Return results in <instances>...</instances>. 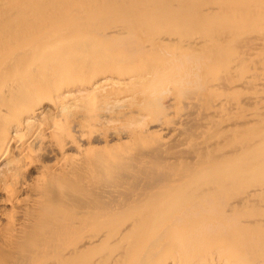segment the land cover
Segmentation results:
<instances>
[{
  "label": "bare ground",
  "instance_id": "obj_1",
  "mask_svg": "<svg viewBox=\"0 0 264 264\" xmlns=\"http://www.w3.org/2000/svg\"><path fill=\"white\" fill-rule=\"evenodd\" d=\"M110 43L118 47L110 50L116 55L103 58V50L98 58L103 47L96 45L108 50ZM159 47L163 55L155 54ZM143 51L146 60L138 58ZM132 84L147 86L130 88L139 92L131 101L139 100L146 115L138 119L137 109V117L132 113L124 119L125 128L112 119L123 120L133 111L127 104L130 112L117 106L132 95H120ZM184 98L191 102L186 105ZM171 109L194 118L182 115L187 121L179 126L175 119L182 112L174 117L177 122L170 117L177 127L188 128L185 136L181 129L174 132L184 142L164 127ZM110 121L118 124L112 134L107 128L113 136L96 139V129L82 138L96 124L103 131V123ZM142 127L149 138L160 135L164 143L156 139L159 146L151 137L158 145L153 151L147 145L130 147L134 130L148 141ZM97 145L101 152L96 153ZM38 153L42 162L29 169ZM2 155L0 222L5 224L0 223V237L5 242L0 264H89V259L79 260L81 255L93 257L110 234L105 229L95 235L93 225L86 224L91 230L83 243H70L86 219L74 220L69 211L76 203L68 200L78 201L89 187L105 191L103 209L105 204L115 207L124 202L125 193L118 199L117 189L126 183L132 200L149 204L147 189L152 187L162 197L151 199L156 208L145 216L146 205L136 202L130 209V204L131 230L136 231L125 247L115 246L116 264L132 261H118L129 250L140 255L135 264H264V0H0ZM138 183L144 185L136 190ZM18 205L27 207L34 228L12 239ZM95 207L87 210L88 223L96 221ZM187 216L197 220L185 224ZM67 235L74 236L68 241ZM11 248L18 259L8 262ZM67 248L72 253L60 261Z\"/></svg>",
  "mask_w": 264,
  "mask_h": 264
},
{
  "label": "rangeland",
  "instance_id": "obj_2",
  "mask_svg": "<svg viewBox=\"0 0 264 264\" xmlns=\"http://www.w3.org/2000/svg\"><path fill=\"white\" fill-rule=\"evenodd\" d=\"M227 29V28H226ZM215 29H213L212 31H214ZM229 30V29H228ZM227 30V31H228ZM226 31V32H227ZM213 32H211L210 34H212ZM101 43V42H100ZM102 43H104V45H105V43H109V42H106V41H103ZM112 43H114V42H112ZM155 43V42H154ZM111 44V43H110ZM157 44V43H156ZM102 45V44H101ZM100 44H98V45H96V47H97V49L98 48H101V47H103L104 48V46L102 45L101 46ZM112 45V46H111ZM111 45H109V47H110V49H101L99 52H98V58H101L100 56H102L103 57V55H102V53H103V50H104V57L103 58H105V57H114L116 54H114V52L113 53H111V54H113V56L110 54V50H112V51H115V50H117V44H114V46L116 45V47L117 48H115L114 49V47H113V44H111ZM105 46H108V45H105ZM109 47H107V48H109ZM111 47H113L112 49H111ZM114 49V50H113ZM99 50V49H98ZM109 51V52H108ZM146 51V50H145ZM102 52V53H101ZM154 52H155V54L157 53V54H159V55H163V52H162V50L160 49V47L159 48H156V50H154ZM106 53V54H105ZM116 53V52H115ZM142 53H143V55H142ZM142 53H140V57H138L140 60H144L145 58L147 59V51H146V53H144V51L142 52ZM153 53V52H152ZM109 56H108V55ZM154 54V53H153ZM100 55V56H99ZM142 56H143V58H142ZM145 59V60H146ZM117 60H115V62H116ZM135 62V61H134ZM133 63H130L129 65H132ZM112 71V70H111ZM113 72V71H112ZM114 73V72H113ZM110 74H112V73H110ZM115 74H117V73H115ZM115 74H113V75H115ZM124 74V73H123ZM123 74H117V77L118 76H120V77H125V76H127V75H123ZM108 76H111V75H109V74H107ZM115 78H117L116 77V75L114 76ZM76 84H77V82H76ZM76 84L75 85H73V87H71V88H74L75 86H76ZM132 86H134V84H132V85H130V87H129V85H128V88L130 89H132L133 87ZM138 86H139V88H138ZM138 86H137V84L134 86V87H137V89H138V91H143V90H145V88H147V86H145L144 84H143V86L142 85H140V84H138ZM141 86H142V88H141ZM145 86V87H144ZM218 86V85H217ZM218 87H221V85L220 86H218ZM217 87V88H218ZM126 89V88H125ZM129 89H127L126 90V92H125V90L120 94V95H123V96H125V97H127V96H129L128 94L129 93H127L128 91H131L130 92V95L131 96H129L127 99H124V101L122 100V99H120V100H122L121 102H123V103H118L117 104V106H120V105H125V106H123V108L124 107H126V104H127V106L128 107H126L127 109H129V110H133V111H128L126 108H124L123 110H127L128 112H130V113H126L127 114V116L125 117V118H123V120H120V119H118L117 120V118H115V119H112V121H114V122H116V123H118V121H119V123L118 124H120V123H122V124H120L122 127L123 126H125L126 125V121H124V119L125 120H127V119H129V118H131V117H133L134 115L133 114H135V116L137 115V114H140V115H138V119H139V117L142 115H146V114H144V113H142L143 112V110H142V108L141 107H139V105L138 104H136V102L138 103L139 102V100H135L136 102L134 103L133 101H134V99L136 98L134 95H136V96H138V91L137 92H133V90H129ZM143 89V90H142ZM126 93V94H125ZM133 97V98H132ZM164 99H166V98H164ZM168 99V98H167ZM165 100V101H168V100ZM127 100V101H126ZM131 100H133V101H130ZM171 100V99H170ZM190 100V98L188 99V98H184V101L186 102V105H188L191 101H189ZM189 101V102H188ZM136 104V105H130V104ZM175 105H176V103H175ZM45 106H48V105H45ZM173 106V105H172ZM130 107V108H129ZM133 107H138V108H136V109H134ZM212 107V106H211ZM48 109H49V106L47 107ZM51 108V107H50ZM140 108H141V110H140ZM189 109H190V106L188 107ZM187 108V109H188ZM213 108L214 107H212V108H208V110L210 111L211 109L213 110ZM122 110V106L121 107H118L117 108V110ZM137 109H139L140 110V113H139V110H137ZM186 109V110H187ZM187 110L188 112L190 111V110ZM102 111H106L107 112V109L105 110V109H103ZM126 111V112H127ZM172 111H173V113H172ZM174 109H171L170 110V112H171V114L169 113V116H168V119L167 118H165L164 117V120L166 121H168V122H170V124H164V127H167V128H170V129H172V138L174 139H176L177 138V140H179V139H181V138H183V139H181L183 142H184V138L185 137H181V136H183L184 134H185V132L186 131H188V128L187 127H191V125H185V127L187 128V130H185L184 129V127H177L176 126V123H173L172 121H171V119H170V117H172L173 118V121L174 122H177L178 124H179V126L182 124L181 122L182 121H187L186 119H184L183 117H185V118H187L186 117V115L188 114V113H186V115L184 114V111L185 110H183V111H180V112H175L176 114H174ZM186 111V112H187ZM193 111V114L192 113H190V112H192ZM134 112H136V113H134ZM183 114H182V113ZM189 112V114H190V116L192 117H195V112H194V110H192L191 109V111ZM213 112V111H212ZM133 113V114H132ZM179 113H181L180 115L181 116H178L179 115ZM211 112H209V114H210ZM214 113V112H213ZM172 114H174V116L172 115ZM192 114V115H191ZM212 114V113H211ZM130 115V116H129ZM182 115H183V117H182ZM142 116L140 117L141 119H142ZM176 116H178L179 117V119L181 120V121H179V119L178 118H176L175 120H177V121H175L174 120V117H176ZM187 116H189V115H187ZM137 117V116H136ZM136 117H134V118H136ZM183 119H182V118ZM190 117V119L192 120V118ZM143 119H145V117L143 116ZM187 119H189V118H187ZM189 119V120H190ZM170 120V121H169ZM188 120V121H189ZM112 121H110L111 123L108 125L107 123L108 122H106V123H103L104 124V126L102 127L103 129V131H100V130H98V124H96L94 127V129L92 130V129H88V130H86L85 131V135L84 136H82V138H87L88 136H91L93 133H94V130H96L95 131V133L97 132V135L96 134H94V135H96V139H97V137H100V138H104V137H106V135L107 136H110L112 133L111 132H113V130L115 129V130H117L116 128H117V126H118V124H113L112 125ZM121 121H123L124 122V125H123V122H121ZM155 121H157V120H155ZM166 121V122H167ZM192 121H194V118H193V120ZM153 123H150V125L151 124H155L156 122H154V121H152ZM171 122H172V124H174V126H176V128H178V129H174L173 130V125H172V128L170 127L171 126ZM157 123H159V122H157ZM161 123V122H160ZM181 123V124H180ZM192 122H189V124H191ZM197 123V122H196ZM102 124V125H103ZM106 124H107V126H106ZM184 124V123H183ZM194 124V123H193ZM193 124H192V126H193ZM110 125H112L111 127H112V129H111V127H108V126H110ZM115 125H117V126H115ZM119 125V126H120ZM170 125V126H169ZM131 126H133V125H131ZM137 126H139V125H137ZM163 126V125H162ZM194 126H196V125H194ZM193 126V128H195ZM106 127V128H105ZM122 127H119L118 128V130H121L122 129ZM135 127V128H134ZM105 128V129H104ZM107 128H110V133L111 134H109V129H107ZM125 128H126V126H125ZM133 128L136 130L137 128H136V126H133L132 127V130H133ZM145 127H142V129H143V132H144V135H145V137L146 136H148V135H146L145 134V129H144ZM180 129H181V131H180ZM182 129H184V130H182ZM190 129V128H189ZM90 130V131H89ZM92 130V131H91ZM104 130H106V131H104ZM123 130H126V129H122L121 131L123 132ZM134 130V131H135ZM175 130H176V132L177 131H180L181 133H183V135L180 133V132H178V135H175L176 133H174L175 132ZM190 130H192V127H191V129ZM194 130V129H193ZM192 130V131H193ZM121 131H120V133H121ZM134 131H133V135H131L132 137H131V141L129 140V141H127V142H129L128 144L129 145H131L130 147H137V149H138V147L139 146H141L140 147V149L141 150H143V149H146V145L147 146H150V147H152L151 149H152V151H153V149H155V147L156 146H158L159 144V146H161V143H164V141H165V139H164V141L162 140L161 141V138H160V135H150L152 138H155L154 140H156V139H158L159 140V138H160V142H158L157 140L156 141H154V140H150V138H149V136H148V141H146L147 140V138L145 139V140H143V137L142 138H139V136L140 135H138V131L139 130H137V131H135L137 134L136 135H134L135 133H134ZM142 131V130H141ZM191 131V132H192ZM86 132H88V133H86ZM93 132V133H92ZM98 132L99 133H101V135H99L98 134ZM108 132V133H107ZM189 132V131H188ZM114 133H115V131H114ZM129 133V132H128ZM173 133H174V135H173ZM87 134V135H86ZM109 134V135H108ZM132 134V133H131ZM189 134V133H188ZM187 134V135H188ZM114 135H116V133L114 134ZM186 135V136H187ZM111 136H113V135H111ZM185 136V135H184ZM138 137V138H137ZM99 139V138H98ZM136 139V140H135ZM145 142V143H143V141ZM150 141H151V144H149L148 145V143H150ZM152 141H154V142H157L156 144H158V145H155V143L154 142H152ZM155 145H153V144ZM165 143H167V141L165 142ZM163 145V144H162ZM98 148V145L96 146V149ZM148 149H150L149 147H148ZM151 149H150V151H148L147 153H151L152 151H151ZM100 150L99 149H97L96 150V153H98ZM146 151V150H145ZM101 152V151H100ZM3 156V155H2ZM36 156V155H35ZM35 156L32 158L34 161H32V159H31V161H29L30 162V164L28 165V167H29V169H31L33 166H32V163H34V164H36V163H39V162H42L41 160H43V159H41L42 157L39 155V153L37 154V156H36V158H38V159H36L35 158ZM41 160H40V159ZM37 160V161H36ZM39 160V161H38ZM44 162H46V161H44ZM48 163L50 162V161H47ZM6 163V157L5 156H3L1 159H0V172L1 171H3L4 170V164ZM3 164V165H2ZM33 164V165H34ZM28 169V168H27ZM33 176V175H32ZM33 178V179H32ZM31 178V182H32V184L34 183V177H32ZM85 181V180H84ZM80 184H81V182H80ZM133 184H135V183H132V185ZM140 184L141 185H144V184H142V183H138V185L135 187L136 188V190L137 189H139L140 188ZM145 184H147V183H145ZM126 185H127V187H129L130 185H128V183H126V184H124V186H122L123 187V190L125 189V187H126ZM155 186V185H154ZM122 187H121V189H122ZM126 187V188H127ZM143 187H145V186H142V188ZM165 187V186H164ZM167 187V186H166ZM31 188V187H30ZM29 188V189H30ZM141 188V189H142ZM121 189H117V195H118V199H120L121 198V196H123L122 194H124V196L121 198L122 200H124V202L122 203H119V205L117 204L115 207H108L107 208V205L108 204H105V209H103L104 208V204L103 203H105L103 200H104V195H105V191H103V190H101V189H90L89 187L88 188H86L84 191L86 192H83L82 194H80L79 195V197H78V201H75V200H73V199H69L68 201L70 202V201H74L76 204L74 205L75 207L72 209V210H70L69 211V213H70V215L71 216H73L74 217V220L75 221H78L79 222V220H78V218H83L85 221H86V223H84V228H82V229H79V231H77V234H78V237L76 238H74V237H72V236H74V235H67V237H68V241L71 239V237H72V239L70 240L71 242L70 243H72V241L74 240V241H77V242H81L82 241V243H83V240H84V238H86L87 237V228L89 229V230H91V227H89V226H86V224H88V225H90V226H92V229L94 230V233H95V235L96 234H99V232H101L100 230H108L107 231V233L108 234H110L109 236H108V234L106 235V236H108V238L109 239H107V237H105V239L104 240H106L107 241V243L110 241V244L108 243H106L108 246H106V244H100V246L99 247H97L96 246V254H94V255H92L93 257H87L88 255H86V253H84L83 255H81V257H80V259L79 260H81V262L82 261H84L85 259H89L88 261H86L87 263H89V264H116V262H117V260H116V258H118V255H117V251L114 249V248H116L115 246L116 245H121L122 247H125L127 244H128V242H127V240H129L130 241V239H132L131 237L133 236V234H134V232L136 231H134V230H131V225H133L134 224V221L132 220V216L130 215V213H129V206H130V204H131V206H130V209L133 207V205H135V203L137 204V205H139V203H140V205H146L147 207L149 206V204H150V207H148V209H147V207L145 206V208H146V212H143L142 214L145 216V214L146 215H148V213L149 212H151V211H153L154 210V208H156V207H151L152 205H151V203H152V200L151 199H154V197H156V199L158 198V196L161 198L162 196L160 195L161 194V191L160 190H157L155 187H152V188H150V191H149V189H147L148 191H147V193L149 192L150 193V195L149 196H151L149 199V204L148 203H146L145 201H144V199H142V201L140 202L139 200L137 201V200H132L133 198H135L134 196L135 195H132V194H134L133 193V191H131L129 188H127V189H125L124 191L122 190L121 191ZM134 189V188H133ZM154 189H156L157 190V192H155V190ZM94 191V194H93V191ZM96 190H98V191H96ZM120 190V191H119ZM154 190V191H153ZM127 191L129 192L128 194H126L127 193ZM134 191H135V189H134ZM160 191V192H159ZM119 192H121V193H119ZM145 192V191H144ZM155 192V193H154ZM92 193V194H91ZM97 193V194H96ZM119 193V194H118ZM140 193H142V195H145L143 192H140ZM33 191L30 189L29 191H27V193H26V196L28 197V198H31V197H33ZM35 195H36V193H34ZM91 194V195H90ZM102 194V195H101ZM121 194V195H120ZM153 194V195H152ZM93 195V196H92ZM97 195H99L98 197H97ZM126 195V196H125ZM130 195V197H127V196H129ZM84 196V197H83ZM86 196H87V199H86ZM102 196V197H101ZM148 196V197H149ZM94 197V198H93ZM101 197V198H100ZM143 197V196H142ZM146 196H144V198H145ZM80 198H81V200H80ZM83 198L85 199V200H87L88 201V199L89 200H91V202L90 201H82L83 200ZM96 198V199H95ZM99 198V199H98ZM127 199V201H126V199ZM131 199V201H129L130 199ZM93 199V200H92ZM103 199V200H102ZM156 199H154V200H156ZM94 201V202H93ZM101 201H102V203H101ZM133 201V202H132ZM151 202V203H150ZM80 203V204H79ZM84 203V204H83ZM88 203V204H87ZM94 203V204H93ZM156 203L157 202H155L154 204L156 205ZM82 204H83V207H82ZM86 204H87V206H86ZM90 204H92V205H90ZM96 204V221H95V223H88L89 221H88V217H89V211H87L88 209H89V207L90 206H94ZM99 204V205H98ZM102 204V205H101ZM133 204V205H132ZM185 204H187L188 205V203H185ZM184 203L181 205V207L183 206L184 207V205H185ZM90 205V206H89ZM119 206V207H118ZM79 207V208H78ZM116 207H118V209L116 208ZM27 207H25L24 205H18V207L15 209V211H14V216H15V218H14V221H13V223H14V227H10V228H12V235L14 236V237H12V239L14 238V239H17V237L19 238L21 235H23V233H26V232H28V231H30L32 228H34V223H32L31 222V220L29 219V217L27 216V214H26V211H27V209H26ZM94 208V209H95ZM98 208H99V210H98ZM125 208H126V210H125ZM70 209V208H69ZM75 209L77 210V212L80 210V212H76L75 211ZM108 209V210H107ZM124 209V210H123ZM161 210H163L162 208H160ZM29 210H31V209H29ZM74 210V211H73ZM82 210L84 211V212H82ZM71 211H73L72 213H71ZM99 211V212H98ZM101 211V212H100ZM106 211H108V212H106ZM121 211V212H125V213H120V215L121 216H119V212ZM75 212V213H74ZM82 212V213H81ZM93 212V211H92ZM110 212H111V214H110ZM117 212V213H116ZM128 212V213H127ZM165 212V211H164ZM101 213V214H100ZM159 213H160V210H159ZM126 214H129L130 216H131V218L129 219V220H127L128 218H127V216H125ZM84 215V216H83ZM112 215V216H111ZM141 215V214H140ZM107 216V217H106ZM123 216H125V218L123 217ZM113 217V218H112ZM118 217L120 218L121 217V219H118ZM135 217V216H134ZM189 219V220H188ZM32 220H34V222H35V218L33 219L32 218ZM111 220H115V221H112L111 222ZM120 220V221H119ZM165 221L164 222H167L168 221V218H166V219H164ZM192 220H194V221H196L195 220V218L193 219L191 216H187V217H185L183 220H182V222L184 221V223L185 224H187L188 222H191ZM128 221H129V223L130 224H128ZM194 221H192V222H194ZM27 222V223H26ZM106 222V223H105ZM111 224H110V223ZM127 223L128 225V227L126 226H124L123 225V223ZM1 223V226L3 227L4 226V224H5V222L4 221H1L0 222ZM24 223V224H23ZM80 223V222H79ZM102 223H104V224H102ZM108 223H109V225H108ZM112 223H113V225H112ZM133 223V224H132ZM32 224V225H31ZM81 225V227H83L82 225V223L80 224ZM95 225V226H94ZM121 225H123V226H121ZM113 226V227H112ZM115 226H117V227H115ZM121 226V227H120ZM32 227V228H31ZM98 227V229H96V228ZM101 227V228H100ZM125 227V228H124ZM139 227H141L140 225H139ZM114 228V229H113ZM128 228V229H127ZM167 228V229H166ZM165 229H166V232L169 234V232H170V230L171 229H168L169 228V226L168 227H166ZM14 229V230H13ZM123 229V230H122ZM0 230H1V228H0ZM110 230H112L111 232H110ZM131 230V231H130ZM118 231H121L120 233L118 232ZM125 231V232H124ZM114 232V233H113ZM126 232H129V233H126ZM151 233V232H150ZM149 233V235H148V237H146L145 238V240H147V239H150V238H152L153 237V231H152V233L150 234ZM122 234V235H121ZM124 234H127V235H124ZM84 235V236H83ZM112 235V236H111ZM173 236H174V233L172 234ZM172 235H170V237H171V241H173L174 239L172 238L173 236ZM0 236H2L1 235V233H0ZM117 236V239H115V237ZM120 236V237H119ZM131 236V237H130ZM152 236V237H151ZM67 237H66V240H67ZM112 238H114V239H112ZM165 238V237H164ZM174 238H175V236H174ZM103 240V241H104ZM124 240V241H123ZM67 241V242H68ZM96 241H97V239H96ZM114 243H113V242ZM115 241H117V242H115ZM4 242H5V240H2V237H0V244H4ZM8 242H10V241H7L6 243H7V245H8ZM10 244V243H9ZM104 245V246H103ZM111 245V246H110ZM102 246V247H101ZM106 246V247H105ZM2 247V246H1ZM107 248V249H106ZM119 248V247H118ZM68 249V248H67ZM64 249V253L61 255V256H59L60 257V259L62 258V260H60V261H64V256L65 257H67V254H69L70 252H71V250L70 249ZM66 250H67V252H66ZM107 250V251H106ZM113 250H115V251H113ZM10 257L11 258H7V257H5L6 259H9L8 260V262H10V261H12L13 259L15 260L16 258L18 259V252L16 251V250H14L13 248H11L10 250ZM104 251V252H103ZM102 252V253H101ZM105 252H106V254H105ZM130 252H132V251H126V253L128 254V255H125V252H124V254H119V256L120 255H122V256H120V259L118 260L120 263L121 262H123V261H128V260H126L127 259V257H129V260L131 259L132 261H129L131 264H135V262H136V260L139 258V256H137L136 254H134V253H130ZM72 253V252H71ZM114 253H116L115 255H114ZM110 254V255H109ZM130 254V255H129ZM134 254V255H133ZM99 255H101L102 256V258H101V256H99ZM112 255H114L113 257H111ZM125 256V258H124V256ZM38 256H40L39 254H38ZM97 256V257H96ZM131 256H133L132 258H131ZM86 257V258H85ZM96 257V258H95ZM1 258H3V257H1ZM123 258L125 259V260H123ZM92 259H93V263H92ZM112 259H114V262H115V260H116V262L114 263L113 262V260ZM98 260V261H97ZM134 260V261H133ZM1 261H3V259H1L0 260V262ZM108 261V262H107ZM13 262V261H12ZM99 262V263H98ZM127 263V264H130V263ZM37 264L38 262H33L32 264ZM126 263V262H125ZM23 264H26V263H23ZM46 264H49V263H46ZM118 264V263H117ZM121 264H123V263H121Z\"/></svg>",
  "mask_w": 264,
  "mask_h": 264
}]
</instances>
